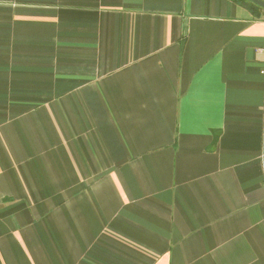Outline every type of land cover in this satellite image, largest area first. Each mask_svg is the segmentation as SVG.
Instances as JSON below:
<instances>
[{
	"label": "crops",
	"instance_id": "0c3cea01",
	"mask_svg": "<svg viewBox=\"0 0 264 264\" xmlns=\"http://www.w3.org/2000/svg\"><path fill=\"white\" fill-rule=\"evenodd\" d=\"M0 264H264V12L0 0Z\"/></svg>",
	"mask_w": 264,
	"mask_h": 264
},
{
	"label": "trees",
	"instance_id": "16d2710c",
	"mask_svg": "<svg viewBox=\"0 0 264 264\" xmlns=\"http://www.w3.org/2000/svg\"><path fill=\"white\" fill-rule=\"evenodd\" d=\"M245 1L247 4H249L251 7H253L255 10L259 11V12H264V9L257 6L256 4L252 3L251 1L249 0H243Z\"/></svg>",
	"mask_w": 264,
	"mask_h": 264
},
{
	"label": "water",
	"instance_id": "95a60500",
	"mask_svg": "<svg viewBox=\"0 0 264 264\" xmlns=\"http://www.w3.org/2000/svg\"><path fill=\"white\" fill-rule=\"evenodd\" d=\"M249 1L264 9V0H249Z\"/></svg>",
	"mask_w": 264,
	"mask_h": 264
}]
</instances>
